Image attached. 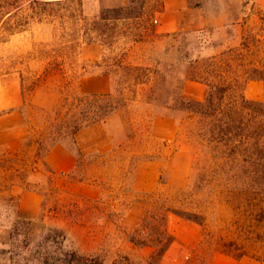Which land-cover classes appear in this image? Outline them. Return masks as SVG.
I'll return each instance as SVG.
<instances>
[{
  "label": "rangeland",
  "instance_id": "obj_1",
  "mask_svg": "<svg viewBox=\"0 0 264 264\" xmlns=\"http://www.w3.org/2000/svg\"><path fill=\"white\" fill-rule=\"evenodd\" d=\"M0 4V114L17 97L26 127L21 153L0 148V264H72L74 252L80 264H264V180L217 168L196 123L208 88L190 76L201 64L183 58L235 50L230 73L264 102V72L251 70L264 46L241 45L264 41V0ZM121 61L155 74L118 84ZM101 94L126 105L70 135L60 120L71 121L73 97ZM56 143L76 155L69 173L44 161ZM23 191L41 198L29 225L17 224ZM163 228L173 242L162 254Z\"/></svg>",
  "mask_w": 264,
  "mask_h": 264
},
{
  "label": "trees",
  "instance_id": "obj_2",
  "mask_svg": "<svg viewBox=\"0 0 264 264\" xmlns=\"http://www.w3.org/2000/svg\"><path fill=\"white\" fill-rule=\"evenodd\" d=\"M1 5V4H0ZM117 10H113L115 12ZM103 21L107 18H102ZM177 41L184 37L182 33L166 35ZM183 38V39H184ZM189 45V44H187ZM204 45V44H203ZM242 50L253 51L259 45L264 46V41L256 37L246 39L242 44ZM234 51L229 49L219 55L206 58H193L188 53L183 58L188 66L201 64L199 76H190L191 80L199 81L208 88L207 96L203 103L197 105V125L199 131L203 132L202 139L207 145H213L217 151V168L223 171H237L250 168L252 181L261 184L264 180V102L248 100L244 95V88L233 73L232 61ZM236 58L242 53L235 54ZM122 73H114L118 78V84L133 82V85H147L151 81L153 71L145 67H132L124 65L121 61L119 66ZM252 72H264L261 68L252 67ZM258 78L264 81V73H258ZM124 87L121 91L123 92ZM122 92L120 94H122ZM120 105H126L123 100L116 99L112 94H101L93 96L73 97L70 104L69 116L71 121L66 124L64 118L61 123L70 127L69 134L75 136L82 128L104 121ZM189 108V107H188ZM48 134H51L49 131ZM183 217V216H182ZM190 220L188 217H185ZM164 221V219H163ZM27 220H19V225H29ZM162 238L165 239V252L173 242L172 237L163 228ZM72 264H80V258L76 252L73 253Z\"/></svg>",
  "mask_w": 264,
  "mask_h": 264
},
{
  "label": "crops",
  "instance_id": "obj_3",
  "mask_svg": "<svg viewBox=\"0 0 264 264\" xmlns=\"http://www.w3.org/2000/svg\"><path fill=\"white\" fill-rule=\"evenodd\" d=\"M19 105L17 97L6 106L4 110H10L0 114V148L10 154H19L24 150L26 127L22 116L15 108ZM81 133H77L79 136ZM44 161L48 168L57 174H66L74 170L76 155L67 146L56 143L47 154ZM41 208L40 195L33 191H23L19 194L17 215L21 219L35 218Z\"/></svg>",
  "mask_w": 264,
  "mask_h": 264
}]
</instances>
